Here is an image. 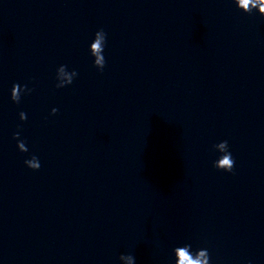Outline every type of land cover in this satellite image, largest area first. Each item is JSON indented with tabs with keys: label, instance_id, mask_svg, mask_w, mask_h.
I'll return each mask as SVG.
<instances>
[{
	"label": "clouds",
	"instance_id": "obj_1",
	"mask_svg": "<svg viewBox=\"0 0 264 264\" xmlns=\"http://www.w3.org/2000/svg\"><path fill=\"white\" fill-rule=\"evenodd\" d=\"M236 6L242 10L244 13H251L253 9L257 10L261 16H264V2L261 3L259 7L253 5L251 8L249 4L251 0H233ZM106 33L103 29L98 30L94 35V40L89 46L90 54L94 57V67L99 70H103L105 66V58L103 55L104 47L106 44ZM78 75V73L73 70L71 72L67 71L66 65H61L56 72V87L63 88L71 85L73 79ZM32 89H29L27 85L21 86L20 84H13L11 89V100L14 103H19L21 99V93H30ZM58 110L56 108L52 109V114L55 115ZM21 121L27 119V115L24 112L19 113ZM20 133L16 132L13 134V139L17 140V148L20 152H27L28 148L23 140L19 139ZM218 152L221 153L219 158L214 161L213 167L217 170H223L225 172H232L235 161L229 151L228 141L224 140L215 144L213 146ZM25 165L32 170H39L41 167L38 157L33 155L30 159L24 161ZM191 244H184L182 246H177L173 249L175 255V264H177V255L179 257V264H210V256L207 249H198L195 253L191 251ZM120 260H127L128 264H135V257L132 254H121Z\"/></svg>",
	"mask_w": 264,
	"mask_h": 264
}]
</instances>
